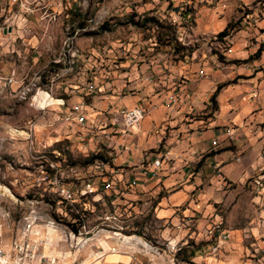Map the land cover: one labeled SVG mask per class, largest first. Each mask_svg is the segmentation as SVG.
I'll return each mask as SVG.
<instances>
[{"label": "rangeland", "instance_id": "rangeland-1", "mask_svg": "<svg viewBox=\"0 0 264 264\" xmlns=\"http://www.w3.org/2000/svg\"><path fill=\"white\" fill-rule=\"evenodd\" d=\"M229 25L236 31L218 39ZM263 38L264 0H0V241L28 233L32 222L41 239L53 237L46 253L58 264H88L105 247L128 253L133 245L142 264H255L254 250L264 251V165L234 182L216 171L218 162L209 165L210 179L195 187L229 197L211 201L203 232L195 226L191 238L171 240L185 220L178 227L158 222L156 197L146 206L125 201L119 187H101L103 171L86 162L127 152L144 163L172 152L167 137L187 121L173 116L177 105L166 106L172 85L185 81L198 58L207 62L205 78L220 74V84L231 82L224 74L235 66L246 74L264 70ZM143 79L161 93L139 104L145 121L153 116L146 125L157 128L144 146L129 131L111 154L106 134L125 128L106 103L134 97L129 82ZM208 102L195 119L209 118L215 105ZM77 107L87 118L81 124ZM157 132L161 141L150 146ZM250 149H241L243 158ZM99 234L117 240L96 246ZM126 238L134 240L123 247Z\"/></svg>", "mask_w": 264, "mask_h": 264}, {"label": "crops", "instance_id": "crops-1", "mask_svg": "<svg viewBox=\"0 0 264 264\" xmlns=\"http://www.w3.org/2000/svg\"><path fill=\"white\" fill-rule=\"evenodd\" d=\"M198 61L200 63L196 62L192 65L191 70H188L185 81L172 85V91L177 89V85L182 90L180 102L173 112V116L179 117V121L180 118L187 120L178 124L177 127H173L175 128L172 130L173 134L167 137V145L172 148V152H170L172 162L164 164L162 172L155 179L145 176L143 168L150 161L156 159L157 156L148 157L143 163L139 154H136V158H134L126 152L125 155L112 157L111 163H108L111 168L119 171L116 176L120 189L118 194L121 193L125 201H136L138 202L137 205L141 202V206H146L148 204L146 198L153 195L156 197L155 212L158 222L171 223L174 227H178L182 220H185L183 228L177 229L171 240L191 238V229L195 226L200 229L204 225L203 228L205 229L208 224L207 217L215 209V206L211 205V201L217 199L225 201L229 197V194H225V192L215 195L210 190L203 191L201 189L200 191L195 187L210 179V175H208L209 165L218 162L220 174L227 182L238 181L242 177L247 178L251 174L252 167L257 170L258 167L264 165V158L258 159L261 149L264 147V70L246 74L244 68L235 66L232 67L233 69L225 71L224 74V78L227 75L231 82L220 84L223 83L222 79L219 78L220 74H217L215 79L213 77L205 78L207 62L200 58H198ZM145 68V65L142 66L143 70ZM201 70L205 74L202 78L199 77V71ZM176 74L177 72L174 76ZM216 81L217 84H215ZM129 83L130 89L134 90V97L118 99L112 96V100H109L111 105L106 103L107 107L110 106L108 109H111V115L117 117V122L121 121L123 123V111L138 106L141 100L155 102L161 99V93L157 92L159 89L145 82V79ZM219 86L223 87L218 92L216 104L210 110L209 118L195 119L198 111L209 110L208 101L212 99ZM220 96H222V103L220 102ZM155 107L154 104L149 105L150 110H155ZM156 115L159 114L156 113ZM151 118L153 116L145 121V117L142 126L140 125L133 130L138 134H133L132 139L137 140L140 146L146 144L144 143L146 140L145 135L150 130L157 128L153 124L146 125V122L150 121ZM227 128H234L235 139L232 142H225ZM111 129V132L113 130L118 133L122 132L116 127H111ZM158 134L157 132L153 136V140L147 142L150 146H154L157 141H161ZM120 138V135H116L111 141L108 139L103 140L106 146L109 147L111 154L120 150L122 145ZM214 141L221 142L220 146L213 148ZM241 149H244L243 151L250 149L244 158L241 155ZM204 157L207 159L202 161ZM237 158H240V162L237 161ZM196 164L198 168L192 171L189 166L194 167ZM133 182H135V185L129 184ZM237 205L235 203V206ZM204 229H200L201 232ZM238 230L233 229L232 232L236 234ZM228 232L231 231L225 229L224 233ZM105 238L107 237L97 235L94 238L95 245L100 246L102 244L101 240H112L110 241L112 244H115L113 241L117 240L116 238ZM118 240L119 243L120 239ZM133 240L134 238H126L121 245L124 247L128 243H132ZM137 240L141 239L138 238ZM257 241L259 240H248L249 243H256ZM262 241L264 242V240ZM137 244L140 245L138 242ZM131 247H127L130 250L128 253H118L116 249L108 251L110 248L105 247L104 252H96L95 255H91L88 264H142L144 256L141 257L135 254V252L140 253L141 249L137 245ZM257 250H254L253 256L260 252Z\"/></svg>", "mask_w": 264, "mask_h": 264}, {"label": "built area", "instance_id": "built-area-1", "mask_svg": "<svg viewBox=\"0 0 264 264\" xmlns=\"http://www.w3.org/2000/svg\"><path fill=\"white\" fill-rule=\"evenodd\" d=\"M204 75L205 74L203 70L199 71L200 78H202ZM181 92V88L177 85V89L167 94L165 99L167 108L178 105L180 102ZM75 111L77 112L75 116H77L78 123L80 122L81 124L87 121L86 116L79 107L75 108ZM147 113L148 112L146 108L141 105L124 110L123 125L125 130L120 133L116 132V130H113L109 134H106V138L111 141L116 135L123 137L124 135L129 134V131H133L142 124ZM225 135V142H232L235 139L234 128H227ZM220 143L221 142L219 141H214L212 144L213 148L219 147ZM237 161L240 162V158H237ZM170 162H172V159L170 156V151L167 150L160 154L153 161H150L149 164L145 165L143 168V173L145 176L155 179L162 172L164 164ZM96 166L98 169L103 171L100 176L102 177V183L100 184L101 187L109 191H115L116 189V193H118V180L116 179V176L119 174V171L114 170L108 165V163L104 162H96ZM215 169L220 174V167L215 166ZM129 184L135 185V182ZM88 187L92 188V185L88 184ZM40 236V233H36V226L34 227V223L30 222L28 233H22L20 236H16L8 242L0 241V264H58V259L56 257L46 253L47 249L53 247V244H48L47 239L43 237L41 239ZM227 238V235L223 234V239L226 240ZM263 259L264 251L260 252L259 256H252V260L255 264H264Z\"/></svg>", "mask_w": 264, "mask_h": 264}, {"label": "trees", "instance_id": "trees-1", "mask_svg": "<svg viewBox=\"0 0 264 264\" xmlns=\"http://www.w3.org/2000/svg\"><path fill=\"white\" fill-rule=\"evenodd\" d=\"M236 31V28L234 25H229L222 33H220L218 35V39H224V38H228V37H231L232 34ZM223 86H219L217 92L214 94V96L212 97L211 101L213 104H216V97L218 95V92L220 91V89L222 88ZM97 161L99 162H104V163H111L110 160L106 159L105 156H102V155H96L94 157H92L90 160H87V165H91V164H95ZM75 232H77V229L74 230ZM187 261V260H186ZM189 262V260L187 261Z\"/></svg>", "mask_w": 264, "mask_h": 264}, {"label": "bare ground", "instance_id": "bare-ground-1", "mask_svg": "<svg viewBox=\"0 0 264 264\" xmlns=\"http://www.w3.org/2000/svg\"><path fill=\"white\" fill-rule=\"evenodd\" d=\"M40 233L38 230H37V227H36V233ZM40 234H42V233H40ZM42 237H44L45 239H47V242H48V244H53V237L52 236H50V235H45V236H42ZM52 253V251L51 252H49V254H51Z\"/></svg>", "mask_w": 264, "mask_h": 264}]
</instances>
